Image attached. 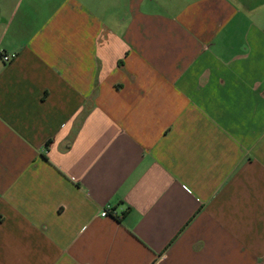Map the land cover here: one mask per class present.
Returning a JSON list of instances; mask_svg holds the SVG:
<instances>
[{
  "label": "crops",
  "instance_id": "obj_1",
  "mask_svg": "<svg viewBox=\"0 0 264 264\" xmlns=\"http://www.w3.org/2000/svg\"><path fill=\"white\" fill-rule=\"evenodd\" d=\"M0 264H264V0H0Z\"/></svg>",
  "mask_w": 264,
  "mask_h": 264
},
{
  "label": "built area",
  "instance_id": "obj_2",
  "mask_svg": "<svg viewBox=\"0 0 264 264\" xmlns=\"http://www.w3.org/2000/svg\"><path fill=\"white\" fill-rule=\"evenodd\" d=\"M13 57L14 56H4V61L5 62H10L12 59H13ZM109 208H106V209H104L103 211H102V213H101V216L102 217H107L108 215H109Z\"/></svg>",
  "mask_w": 264,
  "mask_h": 264
}]
</instances>
